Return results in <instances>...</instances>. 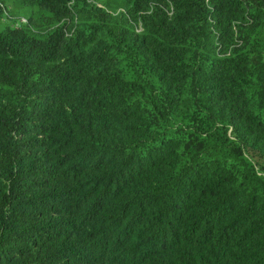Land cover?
<instances>
[{
    "label": "trees",
    "instance_id": "16d2710c",
    "mask_svg": "<svg viewBox=\"0 0 264 264\" xmlns=\"http://www.w3.org/2000/svg\"><path fill=\"white\" fill-rule=\"evenodd\" d=\"M0 0V264H264V0Z\"/></svg>",
    "mask_w": 264,
    "mask_h": 264
},
{
    "label": "rangeland",
    "instance_id": "374dc122",
    "mask_svg": "<svg viewBox=\"0 0 264 264\" xmlns=\"http://www.w3.org/2000/svg\"><path fill=\"white\" fill-rule=\"evenodd\" d=\"M7 8L8 11L6 14V17L3 18V21L5 23H15L16 21L18 22V20H20V18L22 19H26L27 16L29 15V10L27 8L24 7H17L12 5V1L11 0H7Z\"/></svg>",
    "mask_w": 264,
    "mask_h": 264
},
{
    "label": "built area",
    "instance_id": "2783aa9c",
    "mask_svg": "<svg viewBox=\"0 0 264 264\" xmlns=\"http://www.w3.org/2000/svg\"><path fill=\"white\" fill-rule=\"evenodd\" d=\"M20 21H22V22H26V19H22V18H21V20H20Z\"/></svg>",
    "mask_w": 264,
    "mask_h": 264
}]
</instances>
